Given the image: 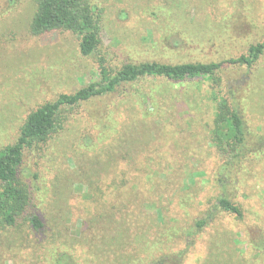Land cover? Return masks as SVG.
<instances>
[{
    "label": "rangeland",
    "instance_id": "obj_1",
    "mask_svg": "<svg viewBox=\"0 0 264 264\" xmlns=\"http://www.w3.org/2000/svg\"><path fill=\"white\" fill-rule=\"evenodd\" d=\"M92 1L102 10V43L84 56L71 31L32 35L37 0H0V150L16 141L32 111L100 80L101 56L113 70L125 62H223L264 40V0ZM224 67L221 85L162 78L123 85L73 110L41 151L27 149L22 172L38 189L35 210L46 237L0 230V264H56L63 252L76 264H124L109 242L118 225L106 230L99 216L128 200L142 217L161 206L174 220L169 241L154 242L148 254L139 250L142 258L150 254L142 264L222 263L229 254L236 264H264V251L251 244L264 239V156L248 158L227 181L208 134L215 92L236 88L249 125L264 133V55L252 69ZM146 95L160 106L152 115L141 107ZM225 193L243 217L220 210ZM199 219L207 221L202 230L194 225Z\"/></svg>",
    "mask_w": 264,
    "mask_h": 264
},
{
    "label": "trees",
    "instance_id": "obj_2",
    "mask_svg": "<svg viewBox=\"0 0 264 264\" xmlns=\"http://www.w3.org/2000/svg\"><path fill=\"white\" fill-rule=\"evenodd\" d=\"M30 31L34 36L54 31H71L80 39L82 55L91 56L99 51L102 43V10L92 0H37ZM263 55L264 40L251 45L247 54L223 62L176 64L160 61L125 62L122 67L113 70L104 64L105 57L101 56L103 62L100 64V80L85 85L73 93L61 94L55 100L32 111L22 125L16 141L0 150V230L19 228L24 231L23 228H28L33 230L37 237H46V221L35 210V190L38 189L34 188L33 182L22 172L24 155L27 149L41 151L43 145H46L54 134L64 129V124L76 108L94 99L113 94L123 85H135L147 79L162 78L174 84L209 79L221 85V72L225 65L232 64L252 69ZM255 73L253 72V75ZM237 90L236 88L221 97H217L215 92L213 98L215 112L208 131L212 145L220 158L225 161L224 171L221 174L227 177V181L238 175L240 165L243 166L248 158L254 157L258 160L259 157L264 156V133L261 127L252 129L249 125L245 115L248 103H244L243 95L239 97L236 94ZM148 97L147 95L143 97L144 103L141 107L147 115H152L158 112L160 106L152 101L153 96ZM257 107L261 108V105L258 104ZM135 108L133 106V109ZM221 182H224V179ZM128 202L132 206L131 201ZM129 204L113 203L110 213L99 217L104 220L106 230L111 223L118 225V234L109 242H112L111 248L119 250L121 262L146 263L150 254L142 258L139 250L141 254H148L146 248L151 246L150 252H153L154 242L169 241V226L174 220L164 215L161 206L156 207L157 215L146 214L142 217L141 214L135 213L134 206L130 207ZM217 206L221 211L243 217L241 207L233 202L232 197L227 193L218 198ZM160 214L164 215L161 221L158 220ZM135 222L143 227L139 226L135 230L133 228ZM194 225L202 230L207 225V221L199 219ZM165 227L167 229H164ZM62 238L63 236L54 238L51 242H63ZM42 242L46 240L43 239ZM132 242H139L140 246H133ZM122 244H124L122 247L124 252H120ZM251 244L256 250L264 251L263 238ZM67 256L65 252L61 253L56 264H76L75 261L71 263L69 260H63ZM229 256H231L227 258L229 260L225 258L222 263L212 262V264H236L232 260L234 255L229 254ZM71 259L73 260L72 257Z\"/></svg>",
    "mask_w": 264,
    "mask_h": 264
}]
</instances>
